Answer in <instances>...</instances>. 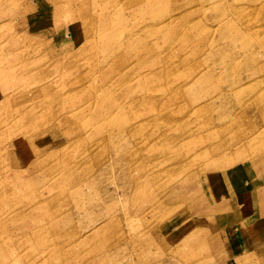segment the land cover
Listing matches in <instances>:
<instances>
[{
    "label": "rangeland",
    "instance_id": "obj_1",
    "mask_svg": "<svg viewBox=\"0 0 264 264\" xmlns=\"http://www.w3.org/2000/svg\"><path fill=\"white\" fill-rule=\"evenodd\" d=\"M263 185L264 0H0V264H264Z\"/></svg>",
    "mask_w": 264,
    "mask_h": 264
},
{
    "label": "crops",
    "instance_id": "obj_2",
    "mask_svg": "<svg viewBox=\"0 0 264 264\" xmlns=\"http://www.w3.org/2000/svg\"><path fill=\"white\" fill-rule=\"evenodd\" d=\"M262 187L259 189V192H257V196H256V202H255V208L257 209L256 213L254 212L248 214V211H246L245 213H243L242 211V215H243L242 218H244L243 221L251 220L256 214H259L260 217L263 218L262 221H264V185Z\"/></svg>",
    "mask_w": 264,
    "mask_h": 264
}]
</instances>
